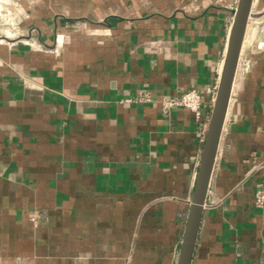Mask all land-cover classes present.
I'll return each instance as SVG.
<instances>
[{
    "label": "crops",
    "instance_id": "0c3cea01",
    "mask_svg": "<svg viewBox=\"0 0 264 264\" xmlns=\"http://www.w3.org/2000/svg\"><path fill=\"white\" fill-rule=\"evenodd\" d=\"M12 2L0 264H178L239 0ZM244 42L192 264H264V0Z\"/></svg>",
    "mask_w": 264,
    "mask_h": 264
},
{
    "label": "water",
    "instance_id": "95a60500",
    "mask_svg": "<svg viewBox=\"0 0 264 264\" xmlns=\"http://www.w3.org/2000/svg\"><path fill=\"white\" fill-rule=\"evenodd\" d=\"M253 0H239L206 133L178 264H192Z\"/></svg>",
    "mask_w": 264,
    "mask_h": 264
},
{
    "label": "built area",
    "instance_id": "2783aa9c",
    "mask_svg": "<svg viewBox=\"0 0 264 264\" xmlns=\"http://www.w3.org/2000/svg\"><path fill=\"white\" fill-rule=\"evenodd\" d=\"M217 89L218 87L215 89V97H216ZM162 106L165 110H170L175 107H183V108H186L192 111L198 120H202L205 118V113H204L203 104H202V95L199 91L195 89L186 91L173 99H165L162 102ZM210 118L211 117H209L207 119V122H205L203 125L205 134L207 133V130H208ZM256 205L258 207L264 206V189L263 188H259L256 192ZM36 218L37 217L34 216L33 220H36Z\"/></svg>",
    "mask_w": 264,
    "mask_h": 264
},
{
    "label": "rangeland",
    "instance_id": "374dc122",
    "mask_svg": "<svg viewBox=\"0 0 264 264\" xmlns=\"http://www.w3.org/2000/svg\"><path fill=\"white\" fill-rule=\"evenodd\" d=\"M13 0H0V35H15L14 27L18 13L13 7ZM24 12V11H23ZM16 18V19H15Z\"/></svg>",
    "mask_w": 264,
    "mask_h": 264
},
{
    "label": "bare ground",
    "instance_id": "6f19581e",
    "mask_svg": "<svg viewBox=\"0 0 264 264\" xmlns=\"http://www.w3.org/2000/svg\"><path fill=\"white\" fill-rule=\"evenodd\" d=\"M244 46H245V42L243 43V48H244ZM243 50V49H242ZM222 68H223V66H222ZM234 91V89L232 90V92Z\"/></svg>",
    "mask_w": 264,
    "mask_h": 264
}]
</instances>
